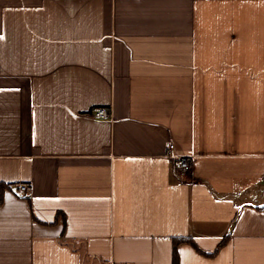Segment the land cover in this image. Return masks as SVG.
Returning a JSON list of instances; mask_svg holds the SVG:
<instances>
[{
	"label": "crops",
	"instance_id": "crops-1",
	"mask_svg": "<svg viewBox=\"0 0 264 264\" xmlns=\"http://www.w3.org/2000/svg\"><path fill=\"white\" fill-rule=\"evenodd\" d=\"M2 183L0 264H264V0H0Z\"/></svg>",
	"mask_w": 264,
	"mask_h": 264
},
{
	"label": "built area",
	"instance_id": "built-area-1",
	"mask_svg": "<svg viewBox=\"0 0 264 264\" xmlns=\"http://www.w3.org/2000/svg\"><path fill=\"white\" fill-rule=\"evenodd\" d=\"M93 116L95 118H102V119H109L110 118V112L104 108L96 109L93 112ZM173 148V144L171 142H167L165 145L166 151H170ZM178 164L180 169L183 171H189L190 170V161L188 157H179L178 158ZM27 190V187L25 185H22L19 187L20 192H25Z\"/></svg>",
	"mask_w": 264,
	"mask_h": 264
},
{
	"label": "trees",
	"instance_id": "trees-1",
	"mask_svg": "<svg viewBox=\"0 0 264 264\" xmlns=\"http://www.w3.org/2000/svg\"><path fill=\"white\" fill-rule=\"evenodd\" d=\"M7 187H10L9 184H0V192L2 193ZM188 242L190 244H193L190 240L188 239H177L175 241L174 247H173V264H179V259H178V254H177V245L180 242Z\"/></svg>",
	"mask_w": 264,
	"mask_h": 264
}]
</instances>
